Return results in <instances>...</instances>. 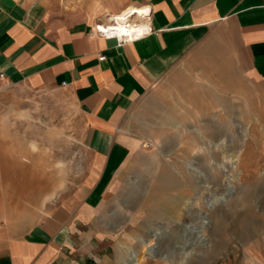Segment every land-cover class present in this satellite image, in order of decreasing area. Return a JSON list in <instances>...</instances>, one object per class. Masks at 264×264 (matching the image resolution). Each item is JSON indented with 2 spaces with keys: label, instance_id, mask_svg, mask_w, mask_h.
<instances>
[{
  "label": "rangeland",
  "instance_id": "rangeland-1",
  "mask_svg": "<svg viewBox=\"0 0 264 264\" xmlns=\"http://www.w3.org/2000/svg\"><path fill=\"white\" fill-rule=\"evenodd\" d=\"M124 120L139 180L124 168L107 196L119 213L100 226L112 232L66 264H264V91L244 64L207 38ZM86 124L61 87L0 80V228L14 235L77 205L93 175Z\"/></svg>",
  "mask_w": 264,
  "mask_h": 264
},
{
  "label": "crops",
  "instance_id": "crops-1",
  "mask_svg": "<svg viewBox=\"0 0 264 264\" xmlns=\"http://www.w3.org/2000/svg\"><path fill=\"white\" fill-rule=\"evenodd\" d=\"M143 8L144 19L130 20L151 28L146 35L118 42L97 34L108 16ZM207 38L229 49L264 91V0H0V80L68 92L93 154L76 206L67 200L14 235L0 228V264H66L75 247L107 238L111 229L100 226L119 213L107 201L112 185L124 168L126 182L139 180L137 137L125 116Z\"/></svg>",
  "mask_w": 264,
  "mask_h": 264
},
{
  "label": "built area",
  "instance_id": "built-area-1",
  "mask_svg": "<svg viewBox=\"0 0 264 264\" xmlns=\"http://www.w3.org/2000/svg\"><path fill=\"white\" fill-rule=\"evenodd\" d=\"M133 11L124 13L122 16H116L115 19H108L107 23H100L95 26V30L99 36L106 38H115L118 42H129L134 38L146 35V33L151 31V28L144 26L140 23H129L126 21L127 17L131 15ZM134 14L138 16L146 17L148 14V9H137ZM117 26H122L123 31L118 32ZM116 30V32H115ZM103 56L98 59L101 60ZM2 75H0L1 77Z\"/></svg>",
  "mask_w": 264,
  "mask_h": 264
},
{
  "label": "bare ground",
  "instance_id": "bare-ground-1",
  "mask_svg": "<svg viewBox=\"0 0 264 264\" xmlns=\"http://www.w3.org/2000/svg\"><path fill=\"white\" fill-rule=\"evenodd\" d=\"M127 13V12H126ZM123 15V14H122ZM127 20V19H126ZM117 30H118V32H122L123 31V29H122V26H117V28H116ZM115 32H116V30H115ZM231 189V188H230ZM226 199H227V196H224V197H222V198H220V199H215V200H213V201H210V202H208V203H206L205 204V207L206 208H211V207H213V204L215 203V202H222V201H226ZM226 203V202H225ZM204 218H205V216H204V214L200 217V226H201V228H203L204 229V227H205V220H204ZM130 258H132V260L133 259H135L136 260V257H135V254H132L131 256H130ZM135 262V261H134ZM183 262L184 261H182L180 264H183ZM124 264H128L127 262H125ZM135 264V263H134Z\"/></svg>",
  "mask_w": 264,
  "mask_h": 264
}]
</instances>
